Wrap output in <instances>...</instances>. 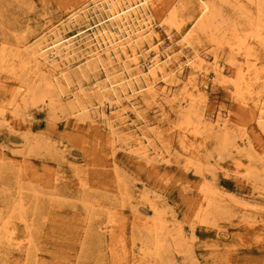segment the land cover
<instances>
[{"label": "rangeland", "instance_id": "rangeland-1", "mask_svg": "<svg viewBox=\"0 0 264 264\" xmlns=\"http://www.w3.org/2000/svg\"><path fill=\"white\" fill-rule=\"evenodd\" d=\"M108 1L0 0V42L11 56L15 55L14 67H20L16 44L64 22L84 4L101 7ZM102 17L93 14L71 31L94 25ZM159 18L153 27L165 45L169 40ZM226 34L221 46L226 52L223 57L237 59L247 88L242 95L233 96L230 85L234 72L226 82L214 80L208 73L205 84L200 83L205 88L206 103L198 114H222L235 141H251V163L259 168L264 162V134L252 118L259 103L257 96L264 89V47L251 44L247 51H239L235 46L242 39L229 31ZM191 56L185 50L182 61ZM224 58L219 64L229 70ZM6 71L0 70V109L4 110L0 115V215H7V205L17 210L6 219L3 229L0 223V264H142L133 261L130 253L132 241L140 245L138 224L152 218L149 203L162 212L160 217L168 225L182 230V245L177 251H168L165 264H264V208L241 207L257 197L256 188L245 177V157L221 155L206 139L205 148L195 150L196 156L191 150L200 141L190 132L185 133L184 140L193 147L181 150L183 136L173 128L177 117L164 104L161 116L153 103L140 106L145 119L155 122L152 128L161 137L155 142L165 152L163 158L147 163L125 147L112 153L106 129L93 116V123L90 118L81 121L57 107L39 103L11 111L6 91L18 86L22 78ZM65 74L71 77L75 68H67ZM105 109L108 112V107ZM127 118L129 132L140 138L142 127L137 126V119L130 114ZM194 118L193 125L198 122ZM183 156L193 161L201 157L205 167L201 172L187 168ZM203 183L225 196L229 205L226 214L208 225L194 218ZM29 241L32 246H27Z\"/></svg>", "mask_w": 264, "mask_h": 264}, {"label": "bare ground", "instance_id": "bare-ground-1", "mask_svg": "<svg viewBox=\"0 0 264 264\" xmlns=\"http://www.w3.org/2000/svg\"><path fill=\"white\" fill-rule=\"evenodd\" d=\"M98 13L103 17L94 25L87 24L71 31L72 27ZM157 16L169 40L165 45L153 27ZM228 31L242 39L235 46L239 51H247L251 44L264 47V0H110L101 7L95 3L84 4L71 12L64 22L51 25L30 41L16 44V52L21 54L16 56L20 67H14L15 55L11 56L0 42V70L22 78L18 86L6 91L7 103L11 111L39 103L42 107H57L81 121L93 116L106 129L108 149L112 153L125 147L147 163L162 159L165 152L157 148L155 139L159 135L152 128L155 122L145 119L140 104H156L161 116L164 104L177 117L173 128L183 136L181 150L193 147L184 140H187L185 133L190 132L200 141L191 150L196 156L206 139L221 155L245 157L248 161L245 177L256 188L257 197L250 205L244 203L241 207L260 210L264 208V162L259 168L251 163L254 155L251 141L246 138L235 141L231 132L228 133V120L221 113L198 114L206 103L205 88L200 83L205 84L208 73L214 80L226 82V77L234 72L235 80L229 84L233 96L242 95V90L247 88L237 59L223 57L226 52L221 46ZM185 50L192 56L182 61ZM222 58L229 70L219 64ZM69 67L75 68L71 77L65 74ZM186 68L187 74L184 73ZM261 72H264V65ZM257 97H260L259 103L253 110L252 120L264 134V89ZM3 111L0 109L1 116ZM128 114L142 127L138 139L129 132ZM195 116L198 122L193 125ZM90 121L95 122L94 119ZM201 161V157L193 161L186 156L184 166L201 172L205 167V161ZM236 163L240 165L239 161ZM200 188L194 218L208 225L210 220L226 214L229 205L226 197L207 183ZM148 207L153 211L152 218L138 224L142 231L140 245L132 241L134 249L130 255L133 261L142 264H165L168 251H177L182 245V230L168 225L154 204L149 203ZM16 208L4 207L7 215H0L2 229L6 219L15 215ZM27 246H32L30 241Z\"/></svg>", "mask_w": 264, "mask_h": 264}]
</instances>
